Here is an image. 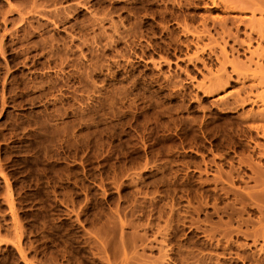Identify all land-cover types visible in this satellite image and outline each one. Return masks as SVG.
Returning <instances> with one entry per match:
<instances>
[{
  "label": "rangeland",
  "instance_id": "1",
  "mask_svg": "<svg viewBox=\"0 0 264 264\" xmlns=\"http://www.w3.org/2000/svg\"><path fill=\"white\" fill-rule=\"evenodd\" d=\"M224 1L0 0V264H264V10Z\"/></svg>",
  "mask_w": 264,
  "mask_h": 264
},
{
  "label": "bare ground",
  "instance_id": "2",
  "mask_svg": "<svg viewBox=\"0 0 264 264\" xmlns=\"http://www.w3.org/2000/svg\"><path fill=\"white\" fill-rule=\"evenodd\" d=\"M173 2H176V4H178L179 6L180 5H182L181 4V0H172ZM235 1H237V0H235ZM239 1H241V0H239ZM244 0H242V2L241 3H245V1L243 2ZM250 2L252 1V0H249ZM249 1H246V3H248L249 5L248 6H242L241 8H245V9H247L248 8V10H249V8L252 10V12H256V10H258V11H261V13L263 12V10H264V0H253L251 3H249ZM85 2V1H84ZM155 2V1H154ZM189 2V1H188ZM86 3V2H85ZM147 3H148V1H147ZM211 3L214 5V6H221V8H223V9H225V10H227V9H236V8H240V4L238 5V4H235V2L233 3V2H230V3H228V2H225L224 0H211ZM238 3V2H237ZM151 4H152V1H151ZM172 4H174V3H172ZM84 5V7L86 8L87 7V5L86 4H83ZM185 5V4H184ZM36 6V5H35ZM239 6V7H238ZM87 9V8H86ZM246 11V10H245ZM59 13V12H58ZM260 13V12H259ZM229 19V18H228ZM231 19V18H230ZM229 19V20H230ZM233 19V18H232ZM234 19H236V17H234ZM221 19H218L217 21L219 22ZM238 20V19H237ZM236 20V21H237ZM243 20V19H242ZM247 20V19H246ZM228 21V20H227ZM231 21V20H230ZM235 21V20H234ZM241 21V20H240ZM255 21V20H254ZM217 22V24H218V27H219V25H220V29L222 30V32H225V33H231L230 31H229V28H226V26H224V24H225V22L224 21H220L219 23ZM232 23H233V21H231ZM248 22V21H247ZM224 23V24H223ZM235 23V22H234ZM233 23V24H234ZM242 23V22H241ZM240 23V24H241ZM244 23V22H243ZM202 24H204L205 25V22L204 23H202ZM216 24V23H215ZM232 24V25H233ZM213 25V24H212ZM251 26H252V24H250ZM249 25V26H250ZM183 26H184V24H183ZM188 26V25H187ZM250 26V27H251ZM185 27V26H184ZM215 27V26H214ZM233 27V26H232ZM192 28V27H191ZM205 29V28H204ZM188 30H189V28H186L185 29V31H187L188 32ZM196 30V29H195ZM204 31H206V30H203L202 29V32H204ZM216 31V30H215ZM227 31H229V32H227ZM239 31V30H238ZM189 32H191V30L189 31ZM194 32V31H193ZM260 32V31H259ZM197 33H199V32H197ZM219 33V32H218ZM258 33V32H257ZM189 34V33H188ZM195 34V33H194ZM201 34V33H200ZM196 35V37H197V39H200V38H202V37H199V36H201V35H199V34H195ZM218 35V34H217ZM229 36H230V34H228ZM227 35V36H228ZM232 35V34H231ZM193 36V35H192ZM204 36V35H203ZM206 37V36H205ZM259 37H261V36H259ZM210 40V39H209ZM212 40H213V38H212ZM223 41H224V39H223ZM241 41V40H240ZM239 41V42H240ZM176 42V41H175ZM209 42V41H208ZM235 42V41H234ZM196 43H197V41H196ZM241 43H243V42H241ZM241 45V44H240ZM189 46V45H188ZM240 47V46H239ZM223 63V62H222ZM221 69V68H220ZM220 76H222V75H220ZM222 78V77H221ZM217 79V78H216ZM225 80V79H224ZM214 81V80H213ZM215 82H216V80H215ZM214 84V85H213ZM213 86L212 87H210L211 89H209L210 90V92L212 91V90H216V89H218V87L222 84V82L221 81H217L216 82V84L213 82ZM210 85V84H209ZM244 85V84H243ZM223 86V85H222ZM253 86L254 85H249V86H245V87H243L242 88V90H245V88H247V87H249V90L248 91H244L245 92V96L244 97H242V98H235L234 99V108L237 106V105H243L244 103H246V102H251V103H257V102H264V93H254L253 92ZM208 90V91H209ZM224 101V100H223ZM224 103V102H223ZM225 103H226V101H225ZM232 109H233V107H232ZM251 112V111H250ZM249 120H257V119H264V109H262L261 111L259 110V111H257V112H251V114L247 117ZM251 128H253L254 130H255V132L257 133V134H259L260 136H262V137H264V125L263 124H258V125H252L251 126ZM261 155H264V149H263V151L261 150ZM261 179V178H260ZM258 180V179H257ZM256 180V181H257ZM262 180H258L257 181V183L258 182H260V183H262L261 182ZM264 193V192H263ZM261 194L262 195V198H261V200L260 201H262L263 200V202H264V194ZM261 195H259V196H261ZM260 198V197H259ZM257 199V198H256ZM264 204V203H263ZM261 205V206H264V205ZM264 208V207H263ZM264 220V219H263ZM261 221V220H260ZM264 225V224H263ZM261 229V228H260ZM257 230V231H255V232H253L252 233V238L254 239V242L257 240V237L258 236H260V237H264V227H262V229L261 230Z\"/></svg>",
  "mask_w": 264,
  "mask_h": 264
}]
</instances>
